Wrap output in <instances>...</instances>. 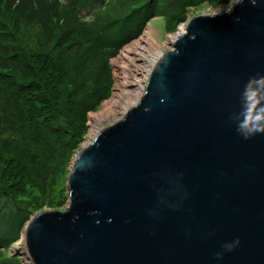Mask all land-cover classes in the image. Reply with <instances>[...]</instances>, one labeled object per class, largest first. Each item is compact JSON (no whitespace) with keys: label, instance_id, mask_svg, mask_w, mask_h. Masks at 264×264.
Listing matches in <instances>:
<instances>
[{"label":"water","instance_id":"water-1","mask_svg":"<svg viewBox=\"0 0 264 264\" xmlns=\"http://www.w3.org/2000/svg\"><path fill=\"white\" fill-rule=\"evenodd\" d=\"M184 26L139 103L75 155L68 206L25 225L28 264H264V133L237 131L264 77V0Z\"/></svg>","mask_w":264,"mask_h":264},{"label":"trees","instance_id":"trees-1","mask_svg":"<svg viewBox=\"0 0 264 264\" xmlns=\"http://www.w3.org/2000/svg\"><path fill=\"white\" fill-rule=\"evenodd\" d=\"M229 1L0 0V131H19L29 142L32 152L24 169L28 164L42 186L55 188L62 165L83 137L87 113L111 92L109 61L147 23L162 18L172 32L187 20L188 8L203 3L216 8ZM33 26L38 28L37 45L24 41ZM97 61L102 63L99 72ZM92 64L94 71L88 74ZM85 81L94 85L90 89L93 104L81 97ZM21 171V166H13L9 173L4 166L0 179L10 182V176H17L16 194L23 196L28 195L24 194L27 185L36 188V181L29 175L21 179ZM18 211L16 223L0 213V264H6L4 251L18 240L28 221L25 213L29 212L22 206Z\"/></svg>","mask_w":264,"mask_h":264},{"label":"rangeland","instance_id":"rangeland-1","mask_svg":"<svg viewBox=\"0 0 264 264\" xmlns=\"http://www.w3.org/2000/svg\"><path fill=\"white\" fill-rule=\"evenodd\" d=\"M221 8H225L224 13H228L229 11H227L228 10L227 8H231L230 1L227 4H221L216 8H212L206 3L201 4L199 7H190L188 8L187 20L189 21L190 19L197 17V16L213 15V14L219 13L221 11ZM182 25H184V23L177 25L174 31L169 32L167 31L166 22L164 19L154 18L145 25L141 34L135 40L131 41L129 44H131L132 42H135L141 36H143L145 34L146 28L150 27L152 29V37L154 41L159 45V47L163 50V53H164V51L172 49V46L169 45V40L171 37H175V34L180 31V28ZM31 28H33L32 34L26 37L28 38V40H24V41L32 42L33 44L37 45L38 28L36 26H33ZM121 51L119 52V54L121 53ZM119 54L115 58L109 61V64L111 66L112 75H113V78H112L113 84L111 87V92L109 96L105 98L99 106L96 107V110L90 111L87 113V116L85 118L86 128H85L83 137L81 141L78 143V145L71 150L68 161L66 160L65 163L62 165L61 167L62 171L58 173L57 184L54 189H51V185L42 186V184L39 181V177H38L36 170L33 169L30 172V168L28 164L26 168L24 169L23 167L24 163L26 160H28L32 152V148L29 147V142L23 139L24 135H22V133L19 131L10 132L9 130L5 128L0 131V176H1L2 169L4 166L8 167L9 173L13 166H17V167L21 166L22 167V171L20 173L21 179L23 178L24 175H29L31 179L36 181L34 184L36 188L29 189L27 185L24 189L25 190L24 194H28V195L20 196L16 194V190H17L16 184L18 183V180H19L18 177L10 176V182L5 181L3 179V176L1 177L0 179V213L6 214L7 217L11 219V221L16 223L20 220V214L18 213L19 212L18 208L20 206H22L24 209L27 210V212H29V213H25V216L28 218V221L26 222V224L29 222L31 217L35 214H38L43 211H64V209L68 206L67 179L69 177V171L71 169V164L73 163L75 155L78 154L80 151H82L88 144L92 143L94 139V138L89 137V133L92 128L91 127L92 125L91 115L101 112L103 109V105L107 101H109L114 94V89H115L114 71L115 69H114L113 61L117 59ZM88 63H95V62H88ZM101 64L102 63H100L99 61L96 62L97 70H98L97 72L100 71ZM92 67L95 68V65L92 64L88 66V69H87V72H89L88 74H92L91 71H94ZM152 68L153 66L149 69L147 80L149 78V74ZM85 83H86V87H84L81 97H85L87 100H89L88 102L90 104H93L95 102L94 101L95 96L90 94V89L94 85L90 84L87 81H85ZM142 85L144 89H143V92H141L140 94L141 97L144 93L146 83H143ZM70 89L72 90V87ZM73 93H75L74 90H73ZM140 99H138V101L134 103L131 107L139 103ZM123 115H125V112L122 113L121 116L115 120L113 118L102 120L101 121L102 127L100 128L98 133H100L103 129L108 128L114 125L115 123L119 122L122 119ZM60 122L62 121L60 120ZM28 181L31 182L30 179ZM1 183H6L9 185V187L6 188L2 186ZM25 225L19 231L18 240L10 244L8 248L4 251V259L2 260L4 263L23 264L21 256L17 255L15 249H17L19 253H24L25 251L24 241L22 239L23 238L22 234L25 229Z\"/></svg>","mask_w":264,"mask_h":264},{"label":"bare ground","instance_id":"bare-ground-1","mask_svg":"<svg viewBox=\"0 0 264 264\" xmlns=\"http://www.w3.org/2000/svg\"><path fill=\"white\" fill-rule=\"evenodd\" d=\"M225 8H221L220 13H224ZM229 10V8H227ZM227 10V11H228ZM185 33V26L182 25L178 34ZM175 37H171L169 45L174 42ZM163 50L154 41L152 29L146 28L145 34L135 42L125 46L117 59L113 61L115 74V89L112 98L103 105L101 112L91 115L90 138H95L102 127L101 121L108 118L114 120L140 99L143 92V83L147 82L149 69L160 57ZM148 66V67H147ZM24 255V253H22ZM22 255V256H23ZM23 264H28V258H22Z\"/></svg>","mask_w":264,"mask_h":264},{"label":"clouds","instance_id":"clouds-1","mask_svg":"<svg viewBox=\"0 0 264 264\" xmlns=\"http://www.w3.org/2000/svg\"><path fill=\"white\" fill-rule=\"evenodd\" d=\"M242 3L243 0H230L231 8L228 11H231L232 8ZM251 3L255 5L256 0H251ZM213 17H215V14H213ZM261 89H264V77L250 79L248 84L245 85L243 93L244 108L242 113L244 119L240 120L237 124V131L245 139H250L257 133H264V105H261ZM235 243L238 244L239 239ZM234 246V244L226 245L229 250L234 248ZM219 256L220 254L217 253L218 258Z\"/></svg>","mask_w":264,"mask_h":264}]
</instances>
